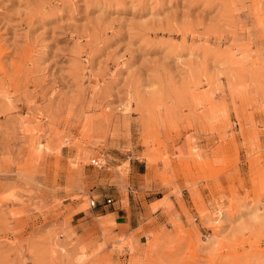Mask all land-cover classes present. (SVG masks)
Here are the masks:
<instances>
[{"label": "rangeland", "instance_id": "rangeland-1", "mask_svg": "<svg viewBox=\"0 0 264 264\" xmlns=\"http://www.w3.org/2000/svg\"><path fill=\"white\" fill-rule=\"evenodd\" d=\"M0 264H264V0H0Z\"/></svg>", "mask_w": 264, "mask_h": 264}, {"label": "built area", "instance_id": "built-area-1", "mask_svg": "<svg viewBox=\"0 0 264 264\" xmlns=\"http://www.w3.org/2000/svg\"><path fill=\"white\" fill-rule=\"evenodd\" d=\"M113 199L112 198H107L106 201H105V204L108 205V204H112L113 203ZM99 205V203L97 202L96 198L92 197L91 198V201H90V207L92 208H95Z\"/></svg>", "mask_w": 264, "mask_h": 264}, {"label": "crops", "instance_id": "crops-1", "mask_svg": "<svg viewBox=\"0 0 264 264\" xmlns=\"http://www.w3.org/2000/svg\"><path fill=\"white\" fill-rule=\"evenodd\" d=\"M130 165H131V169H132V174L131 176H137L138 174L140 175L141 173H139V171L137 170V167L133 165V162L131 161L130 162Z\"/></svg>", "mask_w": 264, "mask_h": 264}]
</instances>
